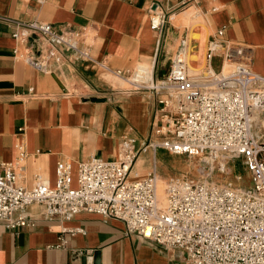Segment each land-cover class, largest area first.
<instances>
[{"label": "crops", "instance_id": "1", "mask_svg": "<svg viewBox=\"0 0 264 264\" xmlns=\"http://www.w3.org/2000/svg\"><path fill=\"white\" fill-rule=\"evenodd\" d=\"M180 1L0 0V161L17 164L20 184L32 188L41 177L55 186L60 161H70L75 175L77 164L90 156L117 157L124 137L138 143L154 139L158 98L127 78L140 68H150V77L164 78L180 40L191 56H198L197 64L211 39L242 46L243 60L264 76V0H198L185 10ZM154 9L169 16L160 33L151 29ZM189 9L199 17L188 16L189 24L183 25ZM3 18L39 20L68 32L84 29L78 45L88 47L91 59L56 44L59 57L50 60L46 71L36 70L25 57L38 56L40 43L33 37L26 42L13 38L15 27ZM219 30L222 36H217ZM214 59L221 64L219 57ZM181 158L163 149L148 150L139 154L133 171L144 175L154 168L165 179L181 176L179 167V173L167 171L169 163ZM26 213L34 228L19 234L0 228V264L185 263L182 251L127 234L115 218L87 212L69 221L46 218L39 204ZM61 236L66 246H59Z\"/></svg>", "mask_w": 264, "mask_h": 264}, {"label": "built area", "instance_id": "2", "mask_svg": "<svg viewBox=\"0 0 264 264\" xmlns=\"http://www.w3.org/2000/svg\"><path fill=\"white\" fill-rule=\"evenodd\" d=\"M197 1L181 0L180 8ZM168 17L161 10L151 11V29L160 33ZM3 19L15 27L16 40L33 37L40 43L38 56L25 57L36 70L46 71L50 60L59 57L56 44L91 59L88 47L78 45L85 38L84 29L68 32L39 20ZM187 50L180 40L162 79H144L138 71L127 78L135 88L148 89L158 98L154 139L138 143L124 137L117 157L90 156L77 164L75 175L70 161H60L55 186L39 177L26 188L19 182L17 164L0 161V228L17 234L34 228L26 209L39 204L46 218L69 221L87 212L121 220L127 234L182 251L184 264H264V76L243 60L242 46L228 41H208L199 68H189ZM214 57L221 59L218 71L211 66ZM159 148L202 155L209 164L217 162L220 172L227 158L241 157L250 184H218L209 181L208 174L199 179L176 176L164 183L160 200L155 169L144 175L133 171L139 154ZM67 243L61 236L59 246Z\"/></svg>", "mask_w": 264, "mask_h": 264}, {"label": "rangeland", "instance_id": "3", "mask_svg": "<svg viewBox=\"0 0 264 264\" xmlns=\"http://www.w3.org/2000/svg\"><path fill=\"white\" fill-rule=\"evenodd\" d=\"M191 16L194 20H197L199 17V14L197 11H194L193 9H189L184 13L183 18L181 19L183 25H188V19L187 17ZM177 44L173 49L175 50V54H177ZM173 55V56H174ZM185 58L188 56V59L186 58L187 62L189 63V68H199L203 65L204 59H202V62L200 64H197L198 56H191V53L189 52V48L187 51H185ZM173 58V57H172ZM172 60V59H171ZM211 66L215 71H218L220 68V61L217 59H214L211 62ZM170 68V67H169ZM169 70V69H168ZM163 149V148H159ZM158 150V149H157ZM166 150V149H163ZM167 152L171 153L170 151L166 150ZM177 155V154H175ZM182 160L180 162L175 163H167L168 164V172L169 173H179L181 171V174L193 178V179H199L204 178L208 174V180L218 183V184H231L233 186H241L246 187L250 184L249 175L245 169L244 166V160L241 157H230L225 160V170L224 172H220L218 170V164L217 162H214L212 164H209L205 162V160L202 158V155H187V154H181ZM221 161V160H220ZM166 165V164H165ZM164 167V166H163ZM176 167V168H175ZM177 167L180 168V171L177 170ZM165 168V167H164ZM159 176V186H164V183L168 179H165L164 177ZM182 176V175H181ZM237 178H239V181H237ZM158 186V187H159Z\"/></svg>", "mask_w": 264, "mask_h": 264}, {"label": "bare ground", "instance_id": "4", "mask_svg": "<svg viewBox=\"0 0 264 264\" xmlns=\"http://www.w3.org/2000/svg\"><path fill=\"white\" fill-rule=\"evenodd\" d=\"M161 44V43H160ZM187 59H188V56L186 57ZM227 68V66H225V69ZM152 71V70H151ZM150 71V68H147V69H143V68H140L139 70H138V72H139V74H146V75H148V77H150V75H151V72ZM147 77V78H148ZM24 176V175H23ZM158 184H160L159 182H158ZM159 186V185H158ZM158 189H157V191H158V195H159V197H160V200H162V197H163V195H162V190H163V185H162V187L161 186H159V187H157Z\"/></svg>", "mask_w": 264, "mask_h": 264}]
</instances>
